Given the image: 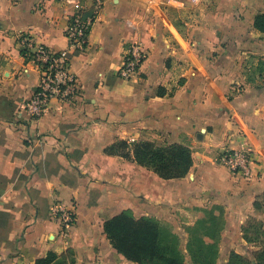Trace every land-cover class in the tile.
I'll return each mask as SVG.
<instances>
[{"label": "crops", "instance_id": "crops-1", "mask_svg": "<svg viewBox=\"0 0 264 264\" xmlns=\"http://www.w3.org/2000/svg\"><path fill=\"white\" fill-rule=\"evenodd\" d=\"M73 12V0H0V264L68 249L76 264L124 263L104 223L126 210L166 225L185 247L210 217L216 236L206 242L245 247L248 219L264 221L255 206L264 193V32L255 26L264 0H104L86 50L71 60L79 94L52 99L33 119L24 106L40 72L21 39L67 48ZM131 42L148 57L123 79ZM120 140L185 144L193 165L183 178H161L106 152ZM242 148L254 154L248 177L218 160ZM56 204L76 209L67 242Z\"/></svg>", "mask_w": 264, "mask_h": 264}, {"label": "trees", "instance_id": "trees-1", "mask_svg": "<svg viewBox=\"0 0 264 264\" xmlns=\"http://www.w3.org/2000/svg\"><path fill=\"white\" fill-rule=\"evenodd\" d=\"M255 26L264 32V13L255 18ZM26 55L27 48L21 50ZM108 154H119L152 170L164 179L185 177L193 165L192 150L181 143L159 144L150 140L129 143L120 140L108 149ZM257 209L264 207V193L255 202ZM256 237L248 236L249 229L244 228L246 239L259 240L260 248L254 252L253 259L233 252L229 264H264V222L257 221ZM104 231L114 248L125 258L140 264H187L178 247L179 235L172 232L158 220L146 216L136 217L130 210L123 211L104 223ZM192 237L187 248L194 264H214V243H208L202 237L199 246L194 249ZM199 250L201 258L195 254ZM36 264H76L75 252L68 249L62 254L49 252L38 259Z\"/></svg>", "mask_w": 264, "mask_h": 264}, {"label": "built area", "instance_id": "built-area-1", "mask_svg": "<svg viewBox=\"0 0 264 264\" xmlns=\"http://www.w3.org/2000/svg\"><path fill=\"white\" fill-rule=\"evenodd\" d=\"M198 3L202 0H196ZM104 0H94L92 5L82 0H73L74 12L70 15L66 29L69 40L67 48L52 49L38 44L29 36H23L21 43L27 48L26 57L37 66L40 81L32 97L24 108L31 118H40L49 108L52 99L70 101L79 94V82L70 71L73 55L86 50L89 33L103 6ZM148 57V52L140 42L129 43L123 55V63L117 75L123 79H131L139 72ZM218 160L233 174L248 177L252 173L254 154L248 148L223 151ZM61 226L60 236L64 241L70 238L71 230L76 222L74 205L56 204L52 208Z\"/></svg>", "mask_w": 264, "mask_h": 264}, {"label": "rangeland", "instance_id": "rangeland-1", "mask_svg": "<svg viewBox=\"0 0 264 264\" xmlns=\"http://www.w3.org/2000/svg\"><path fill=\"white\" fill-rule=\"evenodd\" d=\"M260 212L264 213V207L262 209H260ZM259 220H261V219L255 218V217H251L250 219H248V222L244 227L246 229H249L248 236L256 237L257 230L255 228L257 226V221H259ZM212 228H216V224L212 223V221L210 220V217L205 219V223L203 222V223H199V225L193 226L191 237L193 240L192 242H193L194 249H196L199 246L200 238H202V237L205 238L206 235L216 236L215 234H212V233L206 231V229H209L210 231H212ZM244 236L245 235H244V231H243V234H242L243 240L242 241L246 244L245 247L238 246V249L232 248L230 250L224 248V246L226 244L221 242V238H220V236H218V241L214 242V245L216 248L215 252H217V256L216 255L214 256L215 257V263L214 264H229L230 263V256L233 252H236L238 254H241L243 256H246L248 258L253 259L254 252H256L260 248L259 240L258 239H257V241L253 240V239L249 240V239H246ZM178 247L182 253L184 261L187 264H194V261L192 259V255L189 253L187 245H186V247L183 245V243L180 239V236H179ZM195 254L197 255L198 259L201 258V255H200L198 249L196 250ZM122 260H124V263L119 262V264H140L137 262L130 263L129 262L130 260H128L127 258H123Z\"/></svg>", "mask_w": 264, "mask_h": 264}]
</instances>
